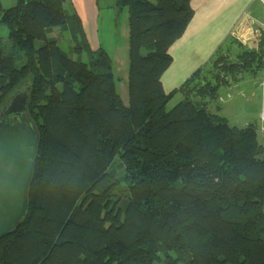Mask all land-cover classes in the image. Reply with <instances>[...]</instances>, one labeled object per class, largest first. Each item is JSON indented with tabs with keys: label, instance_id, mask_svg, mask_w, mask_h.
I'll return each mask as SVG.
<instances>
[{
	"label": "trees",
	"instance_id": "16d2710c",
	"mask_svg": "<svg viewBox=\"0 0 264 264\" xmlns=\"http://www.w3.org/2000/svg\"><path fill=\"white\" fill-rule=\"evenodd\" d=\"M191 1L112 0L129 13L125 104L72 0H0V114L25 86L40 140L28 212L0 239V264H264V145L256 122L232 125L218 104L231 79L264 72V32L252 47L228 38L167 92Z\"/></svg>",
	"mask_w": 264,
	"mask_h": 264
},
{
	"label": "rangeland",
	"instance_id": "374dc122",
	"mask_svg": "<svg viewBox=\"0 0 264 264\" xmlns=\"http://www.w3.org/2000/svg\"><path fill=\"white\" fill-rule=\"evenodd\" d=\"M1 1L5 8L12 7L16 2V0ZM105 2L106 0H100L98 22H81V26L90 47L93 50H98V48L102 47L107 50L112 57L118 91L123 97L125 104H127L129 75V13L127 8L118 12L111 7V3L106 6ZM53 32L55 36L60 37L64 49H69L68 47L71 45L69 32L60 29H55ZM241 35L245 36L244 39L236 38L234 32H232V37L242 42L243 45H246V42L244 43L243 40H247L249 36L242 31ZM7 36V27L0 24V37L7 41ZM96 43H100L101 45L95 46ZM252 45L255 44H250V46ZM238 51L239 48L235 46L234 53ZM263 78V71H259L253 75H246L243 73L237 80L231 79L232 82L230 86L221 88L220 92L222 96L219 99L220 103H218V101L212 103L214 105L213 107L217 105L216 103L221 106V112L219 114L226 117L232 125L245 126L248 123L256 122L258 125L259 141L264 145ZM24 87L25 86H22L20 90ZM181 98L182 96L180 94L175 95L168 103L167 108L176 105Z\"/></svg>",
	"mask_w": 264,
	"mask_h": 264
},
{
	"label": "crops",
	"instance_id": "0c3cea01",
	"mask_svg": "<svg viewBox=\"0 0 264 264\" xmlns=\"http://www.w3.org/2000/svg\"><path fill=\"white\" fill-rule=\"evenodd\" d=\"M111 1L106 0L105 5ZM191 3L194 16L184 35L170 48L173 62L162 77L167 92L180 86L203 66L217 48L232 37L239 22H250L252 27L263 29L264 9L261 0H192ZM72 4L82 22H98L100 0H72ZM253 38L249 36L245 39L246 45L255 46L258 40ZM252 43L255 45L250 46Z\"/></svg>",
	"mask_w": 264,
	"mask_h": 264
},
{
	"label": "water",
	"instance_id": "95a60500",
	"mask_svg": "<svg viewBox=\"0 0 264 264\" xmlns=\"http://www.w3.org/2000/svg\"><path fill=\"white\" fill-rule=\"evenodd\" d=\"M28 90L16 91L0 115V239L28 212L39 135L28 115Z\"/></svg>",
	"mask_w": 264,
	"mask_h": 264
},
{
	"label": "built area",
	"instance_id": "2783aa9c",
	"mask_svg": "<svg viewBox=\"0 0 264 264\" xmlns=\"http://www.w3.org/2000/svg\"><path fill=\"white\" fill-rule=\"evenodd\" d=\"M261 3L263 5V9H264V0H261ZM262 27H263V29L260 30V29H257V28L252 27V25H250V22H239L238 25H237V27H236V29H235V31H234V35L238 39H240V38L241 39H244V37H245L244 35L245 34L244 35H241V31H242V32H245L249 36L255 37L253 39L258 40L260 34L262 32H264V24H262Z\"/></svg>",
	"mask_w": 264,
	"mask_h": 264
}]
</instances>
